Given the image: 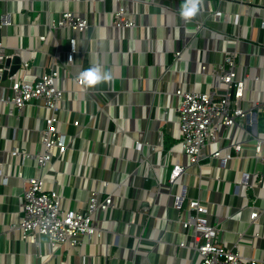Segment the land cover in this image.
Instances as JSON below:
<instances>
[{"label": "crops", "instance_id": "obj_1", "mask_svg": "<svg viewBox=\"0 0 264 264\" xmlns=\"http://www.w3.org/2000/svg\"><path fill=\"white\" fill-rule=\"evenodd\" d=\"M183 4L184 0H0V17L5 19L0 41L8 53L33 60L28 80L48 71L54 54L63 59L70 36L77 39L74 61L67 69L59 68L57 81L65 91L59 118L68 149L55 155L43 172L45 188L56 190L65 208L81 209L89 192L106 180V193L116 204L96 215L102 236L83 237L75 247L29 244L18 232L9 231L22 214L24 180L36 168L33 160L11 152L41 151L38 132L45 112L39 101L21 111L4 103L9 82L2 81L0 264H190L193 252L178 246L188 238L177 221L181 211L173 206L174 195L182 189L185 202L199 197L206 203L214 221L221 224L228 247L239 242L244 257H256L264 264V213L250 221L240 173L248 167L264 174V165L214 159L202 162L200 169L188 167L174 185L167 183L170 166L185 162L176 148L172 150L179 137L174 93L177 89L209 92L218 86L210 71L222 63L223 50L232 48L223 35L230 29L210 20L205 24L219 33L196 35L193 21L204 17L207 2L190 22L180 15ZM120 8L134 18V28L113 26V15ZM221 8L226 9L225 3ZM64 11L86 17L91 27L81 33L52 29L50 25ZM42 35L47 36L45 41L39 39ZM249 36L264 42V34L256 29ZM239 50L245 52L238 53L241 74L262 78L248 95L264 102V49L242 43ZM177 52L180 59L175 58ZM202 65L207 67L205 74ZM93 66L110 72L111 81L79 88L75 78ZM255 124L258 132L264 131V112ZM229 134L237 142L244 139L234 129ZM137 144L142 148L136 149ZM244 154L251 157L253 151L247 148ZM253 191L256 205L264 208V190L257 186Z\"/></svg>", "mask_w": 264, "mask_h": 264}, {"label": "built area", "instance_id": "obj_2", "mask_svg": "<svg viewBox=\"0 0 264 264\" xmlns=\"http://www.w3.org/2000/svg\"><path fill=\"white\" fill-rule=\"evenodd\" d=\"M203 2H207L208 8L205 9L203 18L193 21L196 35L208 36L219 33V30L205 24L206 20H210L230 29L223 35L225 39L230 40L232 48L223 50L226 54L222 63L210 71L218 86L209 92L177 89L174 93L178 101L175 112L179 137L172 150L176 148L185 158V162L170 166L167 176V183L170 186L187 172L188 167L197 166L200 169L204 161L215 159L226 163L228 160L236 159L248 163L254 160L255 164L264 165V131L254 135L251 131L254 122L248 119L253 112H256L257 118L264 112V102H257L248 95L251 86L261 82L262 78L260 74H241L240 68L243 67L238 65V53H245L239 50L242 43L264 49L262 40L249 36L254 29L264 34V0H203ZM222 3H225L226 9L221 8ZM4 20L0 17V28ZM135 25L134 18L124 8L114 13V27L134 28ZM50 26L52 29L79 33L91 27L86 17L69 11L62 12L59 19ZM39 39L45 41L47 36L42 35ZM76 52L77 39L70 36L63 59L60 60L57 53L54 54L48 71L30 81L27 77L31 75L29 70L34 64L33 60H22L18 72L4 80L9 82V92L2 98L4 103L21 111L25 105L39 101L45 112L44 126L38 132L41 151L32 153L14 149L11 152L14 157L21 156L23 159L33 160L36 168L34 175L24 180L26 186L21 194L22 214L19 221L9 225V231L18 232L20 239L26 243L40 245L44 242L50 248L64 244L75 247L81 243L83 237L89 239L101 237L104 231L97 222V213L116 208L113 195L106 193L109 187V181L106 180L100 181L98 190L89 192L86 205L81 209L65 208L59 193L45 188L43 172L55 155H64L68 149L59 118L60 103L65 91L59 87L57 81L60 77L59 68L67 69L73 63ZM14 56L17 55L8 53L0 41V63L3 64L6 59H12ZM180 57L181 52H177L175 58ZM201 71L205 74L207 67L202 65ZM1 73L2 71L0 75ZM75 81L79 88L84 84L79 77H76ZM244 103H249L250 107H244ZM78 125L77 120L72 121L73 127ZM232 129L243 133L244 139L237 142L231 138L229 133ZM135 147L142 148L140 144ZM152 148L156 149L154 146ZM247 148L253 151L251 157L244 154ZM240 173L241 184L247 190V206L251 209L250 221L254 223L264 213V208L256 205L258 197L253 191L257 186L264 190V174L255 168L250 171L248 167ZM19 177L22 178V175ZM185 196V189L176 193L173 206L181 211L177 221L188 238L187 241H181L178 246L193 252L190 264H263L256 257H244L239 242L228 247L222 239L221 224L214 221L216 219L212 217L213 213L206 203L199 197L188 198L185 202ZM255 237H259V234L256 233Z\"/></svg>", "mask_w": 264, "mask_h": 264}, {"label": "clouds", "instance_id": "obj_3", "mask_svg": "<svg viewBox=\"0 0 264 264\" xmlns=\"http://www.w3.org/2000/svg\"><path fill=\"white\" fill-rule=\"evenodd\" d=\"M203 0H184L180 15L186 21H191L200 11ZM79 79L88 87L110 82L111 73L103 71L99 66L90 67L79 74Z\"/></svg>", "mask_w": 264, "mask_h": 264}, {"label": "water", "instance_id": "obj_4", "mask_svg": "<svg viewBox=\"0 0 264 264\" xmlns=\"http://www.w3.org/2000/svg\"><path fill=\"white\" fill-rule=\"evenodd\" d=\"M21 62L22 59L20 56H14L12 59H6L3 64L0 63V71H2L0 75V82L6 80L7 77L17 73L20 68ZM248 119L254 122L251 127V131L254 135H256L258 132L257 125L255 124V122L257 121L256 112H253L251 115H249Z\"/></svg>", "mask_w": 264, "mask_h": 264}, {"label": "rangeland", "instance_id": "obj_5", "mask_svg": "<svg viewBox=\"0 0 264 264\" xmlns=\"http://www.w3.org/2000/svg\"><path fill=\"white\" fill-rule=\"evenodd\" d=\"M260 117H261V119L263 118V116H262V115H261ZM167 148H168V145H167ZM167 148H166V149H167Z\"/></svg>", "mask_w": 264, "mask_h": 264}]
</instances>
